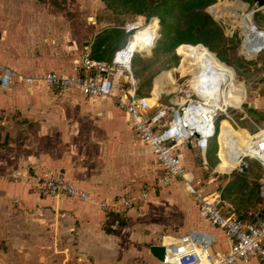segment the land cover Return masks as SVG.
Masks as SVG:
<instances>
[{
    "label": "crops",
    "instance_id": "1",
    "mask_svg": "<svg viewBox=\"0 0 264 264\" xmlns=\"http://www.w3.org/2000/svg\"><path fill=\"white\" fill-rule=\"evenodd\" d=\"M237 3V16L229 3L226 15L243 22L240 56L258 74L254 79L241 77L243 101L234 106L241 99V87L217 120L210 152L203 157L194 144L186 143L180 160L194 189L219 194L222 215L258 221L264 217V166L245 157L246 172L234 168L239 153L225 149L219 139L223 120L235 130L244 129L250 139L264 132V49L245 50L243 14L255 9L250 20L258 25L264 21V7L254 0ZM42 5L46 3L38 0H0V78L6 69L12 72L6 86L0 81V264H166L151 254L150 247H169L192 232L208 237L212 254L228 251L230 240L201 217L183 179L168 187L156 186L161 169L152 148L137 137L113 97H87L76 87L56 92L39 80L50 72H79L76 61L91 53L86 32L87 39L75 38L73 21L60 31L58 24L64 21L49 14L50 9L43 14ZM259 11L263 16L254 19ZM154 20L159 26L157 18L149 21ZM261 36L259 45L264 44V33ZM180 65L169 70L173 80L164 77L156 93L161 82L156 85L155 80L149 92L139 93L134 78L137 95L149 98L151 104L178 108L191 94V88L183 90L173 76L178 72L181 79L188 74L180 71ZM123 76L121 71L114 75V92L130 88ZM27 78L33 81L27 83ZM52 171H61L89 198L39 192V179ZM144 192L147 198L140 210L113 207L120 197L136 198ZM106 204L111 206L108 210L103 209ZM239 264L260 263L253 258Z\"/></svg>",
    "mask_w": 264,
    "mask_h": 264
},
{
    "label": "built area",
    "instance_id": "2",
    "mask_svg": "<svg viewBox=\"0 0 264 264\" xmlns=\"http://www.w3.org/2000/svg\"><path fill=\"white\" fill-rule=\"evenodd\" d=\"M152 23L153 21L147 24L141 21L127 22L124 30L130 35V40L114 54L111 63L86 55L76 61V64L81 65L79 72L73 75L50 72L40 77L39 80L56 92H64L76 87L87 97H113L118 107L127 114L137 137L152 148L153 155L161 169L156 179V186L158 188L168 187L178 179H183L189 191L194 195L201 217L212 226L221 229L231 242L228 251L212 254L208 248L210 245L208 237L202 232H192L180 237L167 247L164 263L239 264L249 263L255 258L260 264H264V217L258 221H245L238 216L222 215L219 211V194L216 192L208 194L194 189L186 178L180 160V151L188 141L196 146L203 157L205 156L211 139L216 137L217 120L227 112L228 106L223 100L207 95L209 90L207 82L199 85L197 89L190 86L189 98L178 108L151 104L149 98L139 97L136 93L131 61L135 53L147 52L155 46L159 37V26L157 24L153 27ZM248 23V32L254 34L250 44L252 48H255L261 43L260 38H262L264 29H261L253 20H249ZM148 28L151 29L149 32L146 31ZM136 42L142 43L145 48L133 49L132 44ZM120 71L124 72L123 80L130 83V88L114 92V75ZM11 75L12 72L6 69L0 78L2 86L8 84ZM32 81V78L26 79L27 83ZM153 108H156V111L150 113ZM195 132L200 135L199 138L194 137ZM244 155L260 161L264 166V132L248 139ZM203 164L206 165V162L204 161ZM37 186L39 192L52 197L63 194L81 200L89 198L86 191L68 183L61 171L45 174L39 179ZM262 192L264 195V180ZM146 198V192L136 198L120 197L113 207L139 209ZM110 207L106 204L103 209L108 210Z\"/></svg>",
    "mask_w": 264,
    "mask_h": 264
},
{
    "label": "trees",
    "instance_id": "3",
    "mask_svg": "<svg viewBox=\"0 0 264 264\" xmlns=\"http://www.w3.org/2000/svg\"><path fill=\"white\" fill-rule=\"evenodd\" d=\"M102 2L105 4L106 9L110 10L115 16L112 23L117 26L96 35L91 45L92 50L89 55L91 58L97 60L108 59L107 62L110 63L114 53L128 43L130 35L124 30L127 22L122 17L134 19L143 17L146 22L152 18H157L159 21V37L152 51L154 55L161 54L168 57L166 63L169 67L172 65H174L172 67H176L179 64L180 56L176 53L177 48L180 55L190 51L193 57L192 64L191 62L190 64H183L180 68L194 66L195 49L197 47L195 45L202 44L209 53L202 46H199L197 49V62L204 61L223 78L230 73L227 72L225 76L220 68L231 71L229 67L234 68L242 78L244 77L247 80L251 78L249 65L252 63L238 55L241 39L238 35L229 37L225 33L222 24L207 12V8L213 5L216 0H102ZM214 10L216 12L222 11L225 15L228 6L226 3L217 4ZM134 19L133 21H137ZM154 21L156 22L154 27H156L157 20ZM138 44L140 43H133L132 48H137ZM143 48L145 46L142 44L139 49L142 50ZM136 56L137 54H134L132 58L131 71L134 78L140 79L141 72L149 67L144 65L147 57ZM191 69V72L195 71V67ZM170 73L168 71L163 76ZM169 77L171 76L165 78ZM160 79L156 80V84ZM163 81L156 87L155 93L157 90L159 91ZM141 89L142 86H139V93L142 92ZM232 97L235 100V97ZM223 122L225 121L223 120ZM210 145H214V140L211 141ZM208 151L210 152V147Z\"/></svg>",
    "mask_w": 264,
    "mask_h": 264
},
{
    "label": "rangeland",
    "instance_id": "4",
    "mask_svg": "<svg viewBox=\"0 0 264 264\" xmlns=\"http://www.w3.org/2000/svg\"><path fill=\"white\" fill-rule=\"evenodd\" d=\"M38 1L46 3V5H44V6L42 5L43 14H45V11H47V9H50L47 11L49 14L57 15L60 18V20H62V22L64 21L62 24H58L60 31L64 30L67 26H69L67 24V22L69 23V22L73 21L74 22L73 26L75 29V38L78 37V40L81 41L82 36H84V39L85 38L87 39V37L85 36V32H86L88 35V41L89 42L91 41L90 42L91 45L94 42V38L96 37L97 34H100L102 31H105V30L111 29L112 27L117 26L116 24L112 23L115 16L112 14V12L110 10L106 9L105 4L102 2V0H38ZM221 3L222 4L226 3L227 5L229 3V4L233 5V7H234V9H233L234 15L233 16H236V11L238 9H240L239 7H237L238 3L235 4V0H216V2L213 5H211L210 7L207 8V12H208V9L210 8L211 12L213 13L212 17H214L218 22H220L222 24V26L224 27L225 33L229 37H231V34H232L230 32H234L233 36L238 35V37H239L240 31L243 27V22L242 21L240 22L239 20H237V18H232V16H230V15H226V14L224 15V13L222 11L216 12V10H214V7L217 4H221ZM44 7H45V9H44ZM262 14H263V12L259 11L257 14H255L254 19L258 20L259 16H263ZM244 15H245V17H244L245 25L244 26H246V22L249 21V18L247 17L249 14H246V12H245ZM122 18L125 22L133 21V19H134L131 17H122ZM138 19H143V21H145V19L143 17H138L137 19H134V20H138ZM152 19H155V18H152ZM231 21H238L239 23L235 22L232 24ZM261 21H257L258 26L261 29H264V21L263 20H261ZM152 24H153L152 26L154 27V24H156V22L153 21ZM118 25H120V24H118ZM150 30L151 29L148 28L146 31L148 32ZM83 33H84V35H83ZM141 35H143V34H141ZM141 45H142L141 43L138 44V47L135 49L140 50L139 47ZM198 47L199 46H197L195 49L194 63L197 62V49H198ZM203 48L205 49L206 47H203ZM91 50L92 49L90 47V51ZM152 50H151V54L148 55V57L146 55L147 61L144 64V65H147L149 68L145 69V70H143V72H141L140 79L135 78V80L137 81V85L142 86V89H141L142 93H144V92L147 93L151 90L152 85H153V81L161 78L159 80V82L157 83V84H159L164 77L171 76V73L169 75H165V76H163V75L165 73H167L169 70H172L173 68H179L180 62H181V65H183V64L186 65V64H190V62L192 61V54L189 51V52H186V54L181 55L182 61H181V56H180V61H179L178 66L176 65V67H172V66H174V65H172L169 67L168 63H166V61L168 60V57L163 56L161 54L154 55ZM241 51H242V45H240V47L238 49V55L241 54ZM176 53H177V50H176ZM135 54H137V56L143 57L144 53L140 52V53H135ZM210 56L212 57L211 54H210ZM212 59H213V57H212ZM101 60L106 61V62L108 61V59H104V58ZM193 67H195V64L192 67L189 66V67L180 68V71L185 72L188 69H191ZM229 68L231 69V71H230L231 73L225 78L221 77L220 81H227L229 79H233L236 81L237 86L242 87V90L240 93L241 99L237 103L234 104V106L235 105L239 106L242 103L243 98H244V88L242 86L243 81L241 79V76L238 75L236 71H234L231 67H229ZM222 71H223V74L226 76L227 72L224 71V69H222ZM194 72H191V73H194ZM235 72H236V74H235ZM173 73H174L173 76H174L175 80L176 79L178 80V83L183 90L186 88L190 89V85L192 87L195 86V79L191 81V79H193V77L190 73H188L184 78H181V79H179V73L178 72H173ZM257 74H258L257 71H253L251 69L250 75H251L252 79H254L257 76ZM261 74L258 75V78L260 77ZM260 78L262 79V77H260ZM224 92H225L226 96L230 99V103L227 104V106L228 105L231 106L233 104V101H234V98L232 96H234L236 98L239 94V91H237V92L231 91L230 88L227 86V87H225ZM180 94L182 95L183 93L180 92ZM224 121L225 122L222 121L219 139L220 140L223 139V143L225 144V149L228 148V150H229L231 144L234 143L233 147L230 148V150L231 151L233 150V152H234V149H235V151L237 150L235 153H237V154L239 153V155L242 154V151H243L242 148H246V145L248 143L249 137L247 135V132L242 128L239 130H235V129H233V127L231 126V124L227 120H224ZM223 125H226L224 127V130H223ZM225 135H226V137H225ZM219 139H218V141H219ZM231 153L229 154V157L232 160L233 155ZM224 157H225V155H224ZM236 166H237V164L234 166V168Z\"/></svg>",
    "mask_w": 264,
    "mask_h": 264
},
{
    "label": "bare ground",
    "instance_id": "5",
    "mask_svg": "<svg viewBox=\"0 0 264 264\" xmlns=\"http://www.w3.org/2000/svg\"><path fill=\"white\" fill-rule=\"evenodd\" d=\"M237 11H236V16L238 14ZM247 17L250 20L251 15L249 14ZM245 50H247V51L252 50L253 51L254 48L251 49L249 47H246ZM192 62H193V57H192ZM192 62H191V64H192ZM194 70H195V73H191L192 69L187 70V73H190L193 76V79H191V81L195 79V86H193V87L191 85L190 86L194 89H197V87L199 85L201 86L203 83L207 82L210 89H211V90L207 91L208 92L207 95L210 97H213V98H217L219 100H223L225 105L230 103V99L226 96V94L224 92L225 87L228 86L230 88V90L234 91V92L239 91L241 88L240 86H237L236 81L233 79H229L227 81H220L221 77L217 73V71L214 70L211 66L207 65L202 60L195 63V69ZM204 71L207 72L206 76L204 75V73H205ZM204 88L206 89L207 87H204Z\"/></svg>",
    "mask_w": 264,
    "mask_h": 264
},
{
    "label": "water",
    "instance_id": "6",
    "mask_svg": "<svg viewBox=\"0 0 264 264\" xmlns=\"http://www.w3.org/2000/svg\"><path fill=\"white\" fill-rule=\"evenodd\" d=\"M255 4L259 7H264V0H254ZM208 12L213 15V13L211 12L210 8L208 9ZM241 13V12H240ZM248 13L251 15V17L253 16V14L255 13V9H249ZM249 21L246 22V26H244V28L246 29L245 31V36H246V41H247V47L253 49L251 47L250 41L253 39V34L250 32H248V27H249ZM263 34V33H262ZM262 44V43H261ZM257 45L254 48V52H258L262 49H264V44L263 45ZM196 46H202L205 47L201 44L196 45ZM207 49V48H206ZM207 74H205L206 76ZM208 89L210 90V87H208ZM195 138H199V134L198 133H193ZM187 145L190 147L191 146V142L188 141ZM236 161H237V168L242 171V172H246L247 170V163L245 161V155H238L236 157ZM167 250L168 248L166 247V245H153L150 247V252L151 254L160 262H164L165 261V257L167 254Z\"/></svg>",
    "mask_w": 264,
    "mask_h": 264
}]
</instances>
